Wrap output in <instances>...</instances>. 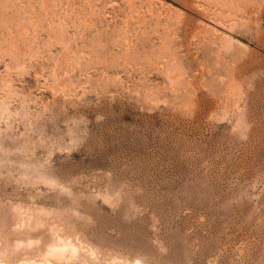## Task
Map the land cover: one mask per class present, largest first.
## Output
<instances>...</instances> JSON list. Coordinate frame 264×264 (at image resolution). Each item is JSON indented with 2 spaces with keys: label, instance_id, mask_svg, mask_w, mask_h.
I'll list each match as a JSON object with an SVG mask.
<instances>
[{
  "label": "rangeland",
  "instance_id": "374dc122",
  "mask_svg": "<svg viewBox=\"0 0 264 264\" xmlns=\"http://www.w3.org/2000/svg\"><path fill=\"white\" fill-rule=\"evenodd\" d=\"M0 264H264V0H0Z\"/></svg>",
  "mask_w": 264,
  "mask_h": 264
},
{
  "label": "bare ground",
  "instance_id": "6f19581e",
  "mask_svg": "<svg viewBox=\"0 0 264 264\" xmlns=\"http://www.w3.org/2000/svg\"><path fill=\"white\" fill-rule=\"evenodd\" d=\"M62 245H64V244H62ZM65 246L67 247L68 245L65 244ZM61 248H62V246H61ZM57 251H58V250H57ZM57 251H56V252H57Z\"/></svg>",
  "mask_w": 264,
  "mask_h": 264
}]
</instances>
